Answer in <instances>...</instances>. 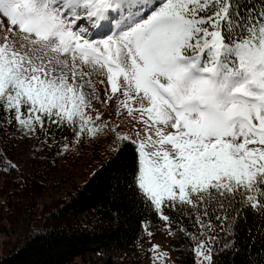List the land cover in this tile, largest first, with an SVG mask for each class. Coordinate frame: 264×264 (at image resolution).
Segmentation results:
<instances>
[{
  "label": "snow or ice",
  "instance_id": "obj_1",
  "mask_svg": "<svg viewBox=\"0 0 264 264\" xmlns=\"http://www.w3.org/2000/svg\"><path fill=\"white\" fill-rule=\"evenodd\" d=\"M0 18V128L63 152L111 135L108 194L141 211L150 264H174L153 230L191 264H264V0H0ZM88 68L143 137L88 111Z\"/></svg>",
  "mask_w": 264,
  "mask_h": 264
},
{
  "label": "trees",
  "instance_id": "obj_2",
  "mask_svg": "<svg viewBox=\"0 0 264 264\" xmlns=\"http://www.w3.org/2000/svg\"><path fill=\"white\" fill-rule=\"evenodd\" d=\"M16 132L12 126L0 128V152L12 163L19 153ZM44 146V155L31 161L30 174L0 170V264H142L149 254L141 253L136 243L141 211L128 199L109 196V150L98 141L84 143L76 155L83 164L75 178L72 169L70 186L48 200L51 174L62 166L63 152L59 146ZM131 156L129 146L122 159ZM164 232L153 230V236ZM240 236L247 239L244 231ZM171 242L176 264H191L183 234L171 236ZM221 260L232 264L228 256ZM234 261L245 264V256L238 254Z\"/></svg>",
  "mask_w": 264,
  "mask_h": 264
},
{
  "label": "rangeland",
  "instance_id": "obj_3",
  "mask_svg": "<svg viewBox=\"0 0 264 264\" xmlns=\"http://www.w3.org/2000/svg\"><path fill=\"white\" fill-rule=\"evenodd\" d=\"M2 19V18H0ZM7 26L6 21H3V25L0 26V33H2V27ZM90 72V77H85V79L91 80L92 88L95 89V92L90 95L88 98L91 101L92 108L88 109L95 116V111H99L101 113V120L107 121L110 126L116 125V131L126 132L130 135H135L137 131L140 132L141 137H143V128L144 125L138 122L135 117L138 113H133L132 116H129L127 110L120 107L118 109V101L123 99V87H119L115 94L111 93V88L107 84L106 74L102 72L100 69H87ZM103 81V83H101ZM122 82V77L118 81V84ZM92 88H85V92H91ZM105 92L108 93V96L105 95ZM111 97L109 99L108 97ZM105 101H107L105 103ZM134 108L138 105L137 101L129 102ZM95 109V111H93ZM119 110V115H117V111ZM17 137V145L19 153L15 157L13 163L17 165V169L25 172L26 174L31 173V161L38 157L43 156L45 146L41 144L40 140L35 137L24 139L21 137V134L17 131L15 134ZM42 139V138H41ZM112 136L109 135L107 137H101L99 140H94V142L98 141L102 143L107 150H109V146L111 144ZM93 140L86 141V144L92 143ZM82 147L80 146H70L67 152H63L62 158V166L60 168L55 169L51 174V179L54 182V186L48 192H46L44 199L50 200L53 197L58 196L63 188L65 191L75 178V174L78 172L81 164L76 160L77 151ZM75 159V160H74ZM74 162L72 164V162ZM74 170V178L71 180V171ZM151 243L158 244L160 249L168 253V258L175 262V247L171 242V235L167 232H164L161 236H153L151 239ZM150 248V247H149ZM142 264H150V254L149 257Z\"/></svg>",
  "mask_w": 264,
  "mask_h": 264
}]
</instances>
